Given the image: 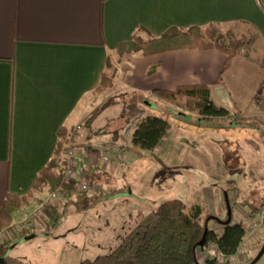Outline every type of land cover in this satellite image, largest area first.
I'll list each match as a JSON object with an SVG mask.
<instances>
[{
  "label": "crops",
  "instance_id": "crops-1",
  "mask_svg": "<svg viewBox=\"0 0 264 264\" xmlns=\"http://www.w3.org/2000/svg\"><path fill=\"white\" fill-rule=\"evenodd\" d=\"M211 24L224 31L235 25L239 34L255 36L249 48L257 46L259 56L264 49V0H0V209L9 195L22 198L31 192L54 155L61 129L71 134L79 127L74 139L81 175L89 172V153L96 150V142L121 141L128 148L130 135L111 134L109 121L101 129L103 135L88 140L101 117L95 113L92 92L110 58L118 72L115 87L135 97L134 117L140 111L155 115L152 110L161 108L173 111L178 120H168L171 127L154 151L139 157L127 150L125 166L98 165L89 172L97 194L86 208L98 204L97 224L104 228L98 233L106 238L126 237L145 215L170 199L181 200L187 213L199 209L200 222H207L219 235L222 223L241 219L248 228L258 220L264 206V83L260 78L252 89L227 86L222 75L226 56L218 50L116 54L139 29V35L147 38L172 28ZM185 85L207 86L213 102L230 118L202 117L148 97L155 90L174 91ZM122 118L117 123L124 121L125 126L133 120ZM88 121L92 129L85 128L89 134L84 137L82 129ZM63 198L59 204L65 210H81L82 201H69L66 194ZM125 214L136 217L132 228ZM108 221L116 226L114 230L106 229ZM256 228L246 234L229 264L245 263L250 254V264L261 261L264 254L259 259L257 255L264 249V222ZM50 229L43 232L50 236ZM205 251H198L200 264L209 260ZM27 255L18 259L51 264L42 255Z\"/></svg>",
  "mask_w": 264,
  "mask_h": 264
},
{
  "label": "trees",
  "instance_id": "trees-1",
  "mask_svg": "<svg viewBox=\"0 0 264 264\" xmlns=\"http://www.w3.org/2000/svg\"><path fill=\"white\" fill-rule=\"evenodd\" d=\"M141 31L142 29H139L130 42L116 49L119 57L137 53L151 56L179 49L218 50L226 56L222 75L231 68L233 60L242 54L245 48L252 45L255 38L253 34H239L235 25L229 26L225 31L216 24L205 28H172L159 37L148 35L147 38L139 35ZM257 74L263 84L264 49L258 58ZM117 75L116 67L108 58L106 71L102 73L99 85L92 95L95 98L106 95L114 88ZM148 97L182 107L186 112L202 117L230 118L227 110L213 102L207 86L185 85L177 87L174 91L155 90ZM112 99V97L108 98L101 107L107 108L112 104ZM89 123V121L85 122L83 129H92ZM170 127L171 124L167 119L140 111L125 129V134L131 137L127 150L139 157L154 151L161 144ZM104 133L105 130H92L88 140ZM69 137V130L59 131L54 155L39 174L31 192L22 198L9 195L3 203L0 209V264H29L9 254L15 243L38 231V226L29 223L22 225L17 232L13 222L19 212L33 203H43V196L46 194L60 192L66 194L69 201L84 200L77 182L66 180L64 176ZM61 206L46 205L45 212L51 225L59 224L69 214L70 208L65 210ZM198 210L196 214H190L186 212L181 200H166L156 210L145 215L111 253L100 255L93 260H81L80 264H200L198 251L205 250L212 243L227 256L236 254L246 237V226L242 222L222 223L223 232L219 235L208 228L207 222H200ZM206 219L208 220L209 217L207 216ZM203 239L204 246L200 247L199 244ZM205 264L228 263L209 259Z\"/></svg>",
  "mask_w": 264,
  "mask_h": 264
},
{
  "label": "rangeland",
  "instance_id": "rangeland-1",
  "mask_svg": "<svg viewBox=\"0 0 264 264\" xmlns=\"http://www.w3.org/2000/svg\"><path fill=\"white\" fill-rule=\"evenodd\" d=\"M249 47L244 49L243 53L234 60V64L231 66V68L225 72L224 76L227 86L233 87L236 85L239 88L244 87L252 89L253 87L258 85L257 80L259 79V76L256 70L258 69V57L260 49L257 46L255 48ZM238 84H240V86H238ZM110 97L113 98L112 101L109 100L112 104L107 108H102V104ZM136 99H138L139 101L141 100L140 97ZM93 101L94 102L92 103L94 105L93 107L95 108V113L98 111L96 115L101 113V117H99L98 119V124L93 127V130H101L105 127L107 121H109L112 123L110 126L113 128L111 130V134H120L121 132L123 134L124 132V135L128 136L125 134V129L128 125L125 126L124 121H122L121 123L117 122L122 118L123 115V118L126 117L130 121L132 120V118H134L133 114L135 105H133L132 101H135V97H132V95H129L120 87L114 86V88L110 90L106 95L96 97ZM175 108L177 110L185 111L182 107ZM152 112L156 116L163 117L172 123L178 120L177 116H173V111L166 112L163 109L158 108L152 110ZM84 130L85 129H83V136L87 137L89 132L87 130ZM107 141L108 140L105 139L103 141L100 140L96 142L94 144V148L97 149L104 146V142ZM119 145H121L123 148H127L124 142L120 141ZM171 180L172 178H170V182ZM132 181H134L133 177ZM49 196L46 195L45 197H43V199H48ZM88 204L89 201L82 200L83 208L81 207L80 211L71 209L69 214L57 225H50L45 218V220L38 225V230H41L42 232H40L39 235H36V238L32 240H27V238L19 240L17 243H15V245H13V248L10 251L11 255L23 259L24 257L28 258L27 254L31 253L34 256L42 255L45 260L51 264H80L81 260H93L100 255L102 256L111 253L123 241L125 237L124 235H121L120 237L117 236V238H113V236H108V238H106L105 236H101L98 232L102 227H99V225L97 224L98 204L93 208L90 206L91 209L89 211V208H86ZM33 210L34 207L27 208L21 211L16 216L13 225L17 232L22 224H29V222H26L25 219H27V214L32 213ZM101 217H104V215H102ZM124 217L128 220V228H132L133 226H135V224H137L136 217L134 218L133 215H131L130 217L128 214H125ZM113 219L117 218L113 217ZM115 221L116 223L118 222L117 220ZM111 223L112 222L110 221L107 222L106 229H109L110 226L113 230L114 228H116V226L111 225ZM48 227L51 228L50 230L52 231V234L50 236L49 234L43 232L46 231ZM71 227H73L74 230L70 229ZM108 239L109 242H107ZM89 242H91V244H89L88 246L87 244ZM99 244H101L102 246H100ZM69 253H71V258L70 260H67ZM252 256L253 255L250 254V257H247V261L241 264H250V262H252V260H250ZM208 259H211V254H208ZM263 259L264 257L258 264H264ZM226 263L229 264V262Z\"/></svg>",
  "mask_w": 264,
  "mask_h": 264
},
{
  "label": "built area",
  "instance_id": "built-area-1",
  "mask_svg": "<svg viewBox=\"0 0 264 264\" xmlns=\"http://www.w3.org/2000/svg\"><path fill=\"white\" fill-rule=\"evenodd\" d=\"M79 131V127L72 131L67 142V152H66V162L64 167V176L66 180L76 181L80 190V194L84 197V200L90 201L96 197L97 185L91 183L88 176L89 172L96 170L98 165H115L123 167L127 162V149L123 148L117 143H110L102 147L97 148L89 153L90 163L88 167V173L81 175L79 173L77 154L79 151V146L75 138V134ZM64 193H54L50 194L49 198L45 203L34 206L32 213L27 214L26 222L33 223L38 226L42 223L45 218L49 222V217L46 215L45 208L47 204L58 205L63 199ZM25 214V215H26ZM247 217V216H246ZM242 220H238L237 223H241ZM264 222V206L260 210L259 219L253 221L251 225L247 228L246 233H252L254 229L259 225V223ZM25 225V224H22ZM206 253L211 254V259H215L220 263H226L233 260L234 255H225L219 247L212 243L206 247Z\"/></svg>",
  "mask_w": 264,
  "mask_h": 264
},
{
  "label": "water",
  "instance_id": "water-1",
  "mask_svg": "<svg viewBox=\"0 0 264 264\" xmlns=\"http://www.w3.org/2000/svg\"><path fill=\"white\" fill-rule=\"evenodd\" d=\"M199 246H200V247H203V246H204V239L200 242ZM263 254H264V249L261 251V253H260L259 256L257 257V259H259Z\"/></svg>",
  "mask_w": 264,
  "mask_h": 264
}]
</instances>
